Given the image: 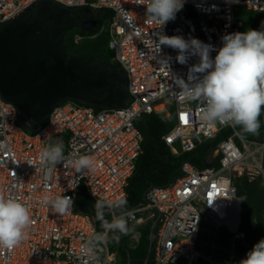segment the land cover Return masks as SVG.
<instances>
[{
	"label": "built area",
	"instance_id": "1",
	"mask_svg": "<svg viewBox=\"0 0 264 264\" xmlns=\"http://www.w3.org/2000/svg\"><path fill=\"white\" fill-rule=\"evenodd\" d=\"M38 1L0 0V23ZM52 1L72 9L113 11L109 46L126 73L132 100L126 106L99 109L67 100L53 108L44 128L30 132L20 124L15 107L0 98V195L28 205L33 221L27 239L19 246L0 248V264H116L109 242L100 246L95 259L82 252V246L97 232L93 216L75 209V197L85 185L96 200L123 197L128 202L129 180L142 152L143 135L136 120L149 113L174 122L163 138L175 153L179 148L191 151L224 129L233 130L210 154V161L219 157V167L197 168L184 162L181 177L166 186L150 187L147 203L127 210L129 226L155 215L143 217L139 215L142 212L160 214L155 264H170L180 256L198 260L196 243L202 229L224 225L237 232L241 200L233 178L244 173L264 178V142L243 138L235 126L219 122L208 125L201 119L204 105L198 99L181 96L176 82L183 79L191 83L190 68L199 63V57L192 56L180 64L176 60L178 50L168 46H161V52L154 56L156 33L196 38L218 50L224 35L242 32L245 22L239 16L241 8L264 15V0H185L176 18L162 28L146 17V5L141 4L147 0ZM258 31H264V23ZM80 38L77 35L76 41ZM216 54L211 53L213 59ZM58 141L63 143L66 157L91 156L94 170L79 173L63 163L53 169L46 167L41 154ZM45 195L70 196L73 207L63 215L55 214L42 203Z\"/></svg>",
	"mask_w": 264,
	"mask_h": 264
},
{
	"label": "clouds",
	"instance_id": "2",
	"mask_svg": "<svg viewBox=\"0 0 264 264\" xmlns=\"http://www.w3.org/2000/svg\"><path fill=\"white\" fill-rule=\"evenodd\" d=\"M184 3L185 0H147V3L138 4L146 5V17L162 28L167 22L176 18V14L184 7ZM103 28L104 26L101 30ZM156 40L157 42L152 49L154 56L155 53L161 52V46H168L178 50L179 54L176 60L180 64H186L192 56L199 57V63L190 68L189 81L191 83H186L183 79H177L176 82L182 89L181 96L198 99L204 105L201 109V119L206 124L213 125L219 122L223 125L238 126L243 133L258 134L260 129L259 117L264 111V31L249 30L226 34L222 37L223 46L218 50L213 45L205 44L196 38L186 40L182 36H168L160 32L156 33ZM213 51H217L214 59L211 56ZM113 61L117 62L114 57ZM162 63L167 65V61H162ZM41 162L49 169H53L62 163L64 166L71 165L79 173L94 170L95 167V162L89 155L74 158L66 157L63 143L59 141L43 150ZM237 196L241 200L238 193ZM145 200L147 203V199ZM42 203L50 206L53 213L63 215L73 207L74 201L70 196L49 197L45 195L42 198ZM94 208L96 219L101 223L104 231L94 233L82 246V252L92 259L96 258V252L100 246L109 242V233H112L111 239L118 243L122 235L130 234L132 225L141 223L135 222L129 226L128 217L130 213L126 210L127 200L123 197L115 201L98 198ZM116 209L120 210L119 215L116 214ZM148 212H142L143 214L140 213L139 215L144 217L149 215ZM106 214L112 215L111 221L106 219ZM154 214L158 218L159 213L155 211ZM32 222L28 205L18 198L0 195V248L11 250L19 246L22 241L27 239L28 229ZM219 227L231 234L237 233L230 232L224 225ZM155 232L154 263L157 231ZM197 243L196 249L200 252L199 258L210 261L204 257L203 254L206 252L201 251ZM181 257L186 256L179 258ZM186 258L190 262L197 261ZM233 258L234 253L230 262L223 264H230ZM239 264H264V239L255 244L253 249L247 253V258L242 259Z\"/></svg>",
	"mask_w": 264,
	"mask_h": 264
},
{
	"label": "water",
	"instance_id": "3",
	"mask_svg": "<svg viewBox=\"0 0 264 264\" xmlns=\"http://www.w3.org/2000/svg\"><path fill=\"white\" fill-rule=\"evenodd\" d=\"M97 24L88 8L72 9L52 0H40L0 23V98L15 107L25 126L44 128L53 108L66 100L99 108L131 102L121 68L99 56L70 54L63 44L66 29L92 30ZM159 217L151 227L144 264L151 259Z\"/></svg>",
	"mask_w": 264,
	"mask_h": 264
},
{
	"label": "trees",
	"instance_id": "4",
	"mask_svg": "<svg viewBox=\"0 0 264 264\" xmlns=\"http://www.w3.org/2000/svg\"><path fill=\"white\" fill-rule=\"evenodd\" d=\"M87 8L98 24L92 30L83 29L80 26L66 29L64 46L70 54L99 56L102 61L114 68H121L117 62L113 61L114 53L109 47L110 31H106L104 28L101 30L105 24H109L112 20L113 11L109 8ZM239 16L245 22L242 32L259 30L264 23L263 14L245 7L241 8ZM76 35L81 37L78 41H76ZM124 74L127 85L128 80L126 73ZM96 108L99 109V107ZM259 121L258 134L243 133L240 127L235 126V128L247 140L264 142V111H262ZM19 122L28 131H36L34 128L25 126L21 120ZM173 125V121L165 120L161 115L155 113L145 114L136 120V126L143 135L142 152L137 160L136 170L129 180L126 210L135 208L139 204H145V193L151 186H166L181 177L184 174L182 171L184 162H189L197 168L220 166L219 157L210 161V154L218 142L232 133L231 128L224 129L216 138L200 143L191 151L183 152L179 148V152L175 153L163 138ZM250 178L246 173L235 175L233 178L237 193L242 200V212L240 225L234 236V258L230 264L246 259L247 253L253 249L254 245L264 239V178L261 175L254 176L253 179ZM95 202L96 199L90 195L86 186L82 185L75 197V209L92 215L95 220L96 232L99 233L104 229L96 219ZM115 212L120 213V210L116 209ZM156 218L157 215L144 222L136 223L130 234L122 235L118 243L111 239L112 233L108 234L110 249L116 255V264H144L149 252L151 227ZM106 219L111 221L112 215L106 214ZM158 225L159 223L156 225L155 231H157ZM135 232L140 233L138 240L133 238ZM225 232L229 233L227 230ZM148 264H155L154 251ZM170 264L211 263L203 258L190 262L186 257H181Z\"/></svg>",
	"mask_w": 264,
	"mask_h": 264
},
{
	"label": "rangeland",
	"instance_id": "5",
	"mask_svg": "<svg viewBox=\"0 0 264 264\" xmlns=\"http://www.w3.org/2000/svg\"><path fill=\"white\" fill-rule=\"evenodd\" d=\"M109 24H105L104 26L106 31H109ZM250 177V179L254 178L253 176ZM234 236V234L226 233L220 227L204 229L198 239V248L206 252L203 255L210 261L229 263L234 250Z\"/></svg>",
	"mask_w": 264,
	"mask_h": 264
},
{
	"label": "crops",
	"instance_id": "6",
	"mask_svg": "<svg viewBox=\"0 0 264 264\" xmlns=\"http://www.w3.org/2000/svg\"><path fill=\"white\" fill-rule=\"evenodd\" d=\"M154 213H155V211H153V210H150V211L148 212L149 215H152V214H154ZM130 228L133 230L134 225H132ZM139 237H140V233H139V232H135L134 235H133V238H134L135 240H138Z\"/></svg>",
	"mask_w": 264,
	"mask_h": 264
},
{
	"label": "flooded vegetation",
	"instance_id": "7",
	"mask_svg": "<svg viewBox=\"0 0 264 264\" xmlns=\"http://www.w3.org/2000/svg\"><path fill=\"white\" fill-rule=\"evenodd\" d=\"M91 14V13H90Z\"/></svg>",
	"mask_w": 264,
	"mask_h": 264
}]
</instances>
